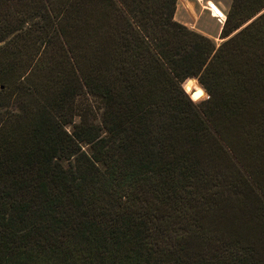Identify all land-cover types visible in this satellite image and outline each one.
Wrapping results in <instances>:
<instances>
[{
  "label": "trees",
  "instance_id": "obj_1",
  "mask_svg": "<svg viewBox=\"0 0 264 264\" xmlns=\"http://www.w3.org/2000/svg\"><path fill=\"white\" fill-rule=\"evenodd\" d=\"M176 1L0 0V264H264V0Z\"/></svg>",
  "mask_w": 264,
  "mask_h": 264
},
{
  "label": "rangeland",
  "instance_id": "obj_2",
  "mask_svg": "<svg viewBox=\"0 0 264 264\" xmlns=\"http://www.w3.org/2000/svg\"><path fill=\"white\" fill-rule=\"evenodd\" d=\"M213 1L218 3V5L225 9L226 12L231 0ZM173 19L187 29L206 37L214 44L215 47L223 41V39L219 37L221 26L211 19L205 12H203L200 6L194 2L188 0H177ZM192 84H194L193 87L197 85L195 81ZM204 98L205 95H203L200 99L190 100L193 102H199ZM77 121L78 119L74 118V122L76 123ZM70 128V126L66 127L67 130H70Z\"/></svg>",
  "mask_w": 264,
  "mask_h": 264
},
{
  "label": "built area",
  "instance_id": "obj_3",
  "mask_svg": "<svg viewBox=\"0 0 264 264\" xmlns=\"http://www.w3.org/2000/svg\"><path fill=\"white\" fill-rule=\"evenodd\" d=\"M198 4L203 12H205L211 19H213L220 26L223 25L226 12L220 7L218 3L213 0H188Z\"/></svg>",
  "mask_w": 264,
  "mask_h": 264
},
{
  "label": "water",
  "instance_id": "obj_4",
  "mask_svg": "<svg viewBox=\"0 0 264 264\" xmlns=\"http://www.w3.org/2000/svg\"><path fill=\"white\" fill-rule=\"evenodd\" d=\"M194 80H195L196 84L198 85V88H196V89H192V90H190L189 92H187V90H186V88H187L186 85H187V83L189 82V80L186 81V82L183 84V85H185V87H183V85H182V89H183V91L189 96V98H190L191 100H193V99H194V100H197L201 94H205L204 89L202 88V86H201L200 84H198L196 78H195Z\"/></svg>",
  "mask_w": 264,
  "mask_h": 264
},
{
  "label": "bare ground",
  "instance_id": "obj_5",
  "mask_svg": "<svg viewBox=\"0 0 264 264\" xmlns=\"http://www.w3.org/2000/svg\"><path fill=\"white\" fill-rule=\"evenodd\" d=\"M194 86V84H192V85H186V90H187V92H189L190 90H192V89H196V88H198V85H195V87H193ZM204 94H201L200 96H199V98H201L202 96H203ZM198 98V99H199ZM194 100V99H193Z\"/></svg>",
  "mask_w": 264,
  "mask_h": 264
},
{
  "label": "crops",
  "instance_id": "obj_6",
  "mask_svg": "<svg viewBox=\"0 0 264 264\" xmlns=\"http://www.w3.org/2000/svg\"><path fill=\"white\" fill-rule=\"evenodd\" d=\"M227 9H228V7H227Z\"/></svg>",
  "mask_w": 264,
  "mask_h": 264
}]
</instances>
